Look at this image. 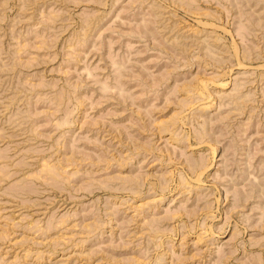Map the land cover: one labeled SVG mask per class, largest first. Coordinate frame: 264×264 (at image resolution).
<instances>
[{"label": "rangeland", "instance_id": "374dc122", "mask_svg": "<svg viewBox=\"0 0 264 264\" xmlns=\"http://www.w3.org/2000/svg\"><path fill=\"white\" fill-rule=\"evenodd\" d=\"M0 264H264V0H0Z\"/></svg>", "mask_w": 264, "mask_h": 264}]
</instances>
